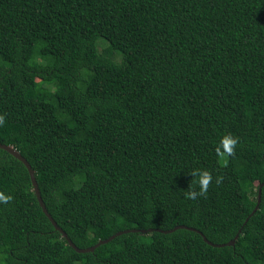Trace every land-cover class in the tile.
<instances>
[{
  "label": "trees",
  "instance_id": "1",
  "mask_svg": "<svg viewBox=\"0 0 264 264\" xmlns=\"http://www.w3.org/2000/svg\"><path fill=\"white\" fill-rule=\"evenodd\" d=\"M0 114L79 249L241 229L78 253L0 150V264H264V0H0Z\"/></svg>",
  "mask_w": 264,
  "mask_h": 264
},
{
  "label": "water",
  "instance_id": "2",
  "mask_svg": "<svg viewBox=\"0 0 264 264\" xmlns=\"http://www.w3.org/2000/svg\"><path fill=\"white\" fill-rule=\"evenodd\" d=\"M0 150H3L5 151L6 153H8L9 155H11L13 158L17 159L18 161H20L24 167L26 168L27 172H28V175H29V178H30V181H31V185H32V191L37 199V202L39 204V206L41 207L43 213L45 214V216L48 218V220L50 221V223L52 224V226L54 227V229L56 231H58L61 236L66 240L67 244L73 248L75 251H77L78 253H86V252H92L94 251L95 248L99 247L100 245L102 244H106L107 242H110L111 240H113L116 236H119V235H122V234H125V233H137V232H140L142 234H145V233H149V232H152V231H157V232H162V233H170V232H173L177 229H186V230H189V231H192V232H196L198 233L199 235H201L203 241L205 243H207L208 245L210 246H213V247H223V246H233L235 241L237 240L238 238V234L240 233L241 229L239 230V233L237 235H235V237L230 240L228 243L226 244H213L211 243L210 241H208L202 233H200L199 231L193 229V228H189V227H186V226H176L174 227L173 229L171 230H167V231H163V230H159V229H147V230H135V229H131V230H123V231H119L117 233H115L114 235L110 236L109 238L105 239V240H100L98 241L94 246L90 247V248H86V249H79L77 248L72 242L71 240L67 237V234L57 226V224L55 223V221L52 219V217L50 216V214L46 211L45 207H44V204H43V201L41 199V196H40V193H39V189H38V185H37V182H36V179H35V175H34V171L32 170L31 166L29 165V163L26 161L25 158H23L18 151H16L12 146L10 145H5V144H1L0 143ZM261 187L262 185L259 186L258 188V197H257V201H256V205L255 207L253 208L252 212L248 215V217L245 219L244 221V224L248 221V219L258 210V206H259V203H260V192H261Z\"/></svg>",
  "mask_w": 264,
  "mask_h": 264
},
{
  "label": "clouds",
  "instance_id": "3",
  "mask_svg": "<svg viewBox=\"0 0 264 264\" xmlns=\"http://www.w3.org/2000/svg\"><path fill=\"white\" fill-rule=\"evenodd\" d=\"M6 122V117L4 114H0V127ZM239 144V137L234 136L231 133H228L222 137L218 146L215 148V153L221 161H226L229 157L235 155L236 148ZM190 175L195 178L193 181L194 184L199 186V191H197L192 185L189 186V189L185 191V199L187 200H197L200 197H207L208 190L212 185L213 175L207 169H193ZM223 182V177L218 176L215 179L216 185H219ZM13 200V197L10 195H5L3 192H0V203L9 204Z\"/></svg>",
  "mask_w": 264,
  "mask_h": 264
},
{
  "label": "rangeland",
  "instance_id": "4",
  "mask_svg": "<svg viewBox=\"0 0 264 264\" xmlns=\"http://www.w3.org/2000/svg\"><path fill=\"white\" fill-rule=\"evenodd\" d=\"M100 42H103V41H102V40H99V41L97 42V45L101 44ZM102 48H105V50L107 49L106 46H103ZM101 50H102V49H101ZM219 162H220L221 164H224V163H225V161H221L220 159H219Z\"/></svg>",
  "mask_w": 264,
  "mask_h": 264
}]
</instances>
